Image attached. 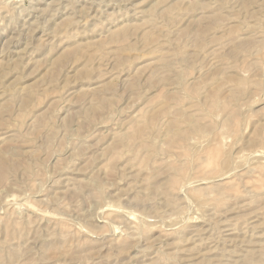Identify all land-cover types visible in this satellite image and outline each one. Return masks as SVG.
Listing matches in <instances>:
<instances>
[{"label": "rangeland", "instance_id": "1", "mask_svg": "<svg viewBox=\"0 0 264 264\" xmlns=\"http://www.w3.org/2000/svg\"><path fill=\"white\" fill-rule=\"evenodd\" d=\"M0 264H264V0H0Z\"/></svg>", "mask_w": 264, "mask_h": 264}]
</instances>
